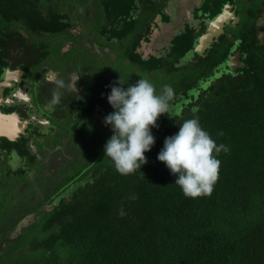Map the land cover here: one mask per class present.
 <instances>
[{
    "label": "trees",
    "instance_id": "1",
    "mask_svg": "<svg viewBox=\"0 0 264 264\" xmlns=\"http://www.w3.org/2000/svg\"><path fill=\"white\" fill-rule=\"evenodd\" d=\"M238 1L235 26L192 60L181 62L197 32L177 38L170 51L173 62L130 61L164 77L154 88L166 97L169 109L180 103L175 113H161L157 127H151L155 143L144 153L147 162L132 173H119L104 156L112 132L109 128L106 134L102 122L98 131L82 138H88L92 152L71 175L70 191L58 192L60 197L29 225H21L15 237L0 239V264H264V0L240 9ZM49 4L0 0V34L8 33L0 35V57L13 46L10 34L15 37L23 25L43 33L42 47L23 58L41 57L49 38L45 32L64 31L63 23L51 19ZM36 43L33 36L24 39L29 51ZM190 118L228 147L218 156L212 192L197 197L185 196L175 175L156 159L164 138Z\"/></svg>",
    "mask_w": 264,
    "mask_h": 264
},
{
    "label": "flooded vegetation",
    "instance_id": "2",
    "mask_svg": "<svg viewBox=\"0 0 264 264\" xmlns=\"http://www.w3.org/2000/svg\"><path fill=\"white\" fill-rule=\"evenodd\" d=\"M219 1L54 0L48 6L49 15H53L51 19L54 21L63 23L64 31L56 35L45 32L44 37L49 35L61 57L51 55L43 46L44 53L40 51L41 57L36 61L23 57L42 47L39 42L42 32L38 34L27 25L17 27L16 36L13 34L9 41L14 42L13 46L0 57V115L4 119L7 117L5 123H1V130L9 134L0 132V186L13 185L20 190V186H25L26 178H41L47 168L55 171L53 166L57 162L63 166L61 180L55 178L47 196L35 198V203H40L25 214L22 211L19 222L28 220L26 225H29L33 218L28 216L49 207L70 189L67 190L72 175L68 164L70 133H80L85 128L86 135L90 136L101 126L105 115L112 111L107 102L109 86L116 83L112 80V72L104 74L105 82L94 75L95 69L86 62L94 63L95 59H102L111 63L124 56L130 64L132 59L137 58L145 61L164 58L161 53H170L179 36L186 33L196 36L197 32V38L193 39L194 47L182 57L181 62L192 60L193 55L199 53L198 39L206 32L211 18L226 8V21L219 29H213L218 35L214 33L202 51L227 35L230 26L239 19L235 0H222L221 6ZM182 3L189 6L185 14L178 13ZM217 7L220 9L215 11ZM127 21L134 24L133 27L128 28L130 24ZM31 36L36 38L37 43L29 51L24 46V39ZM63 54L73 55L72 63L71 57L65 58ZM135 60L131 64L142 72L143 67ZM96 65L101 67L99 63ZM144 72L151 74L156 70L149 68ZM64 127L65 134L56 140L60 128ZM37 184L35 182V187ZM58 192H61L59 196Z\"/></svg>",
    "mask_w": 264,
    "mask_h": 264
},
{
    "label": "clouds",
    "instance_id": "3",
    "mask_svg": "<svg viewBox=\"0 0 264 264\" xmlns=\"http://www.w3.org/2000/svg\"><path fill=\"white\" fill-rule=\"evenodd\" d=\"M123 84L119 79L109 86L107 102L112 111L103 122L112 134L103 149L104 156L110 158L119 173L129 174L147 162L144 153L155 143L151 127H157L161 113H168V104L166 97L157 95L154 85L146 79L140 78L126 88ZM166 91L167 97H171L172 89L168 87ZM221 150L227 152L228 147L217 144L197 118H190L164 138L156 159L175 175L174 183L185 196L197 197L212 192L218 178Z\"/></svg>",
    "mask_w": 264,
    "mask_h": 264
},
{
    "label": "rangeland",
    "instance_id": "4",
    "mask_svg": "<svg viewBox=\"0 0 264 264\" xmlns=\"http://www.w3.org/2000/svg\"><path fill=\"white\" fill-rule=\"evenodd\" d=\"M99 1L100 0H98V2ZM47 2L53 3L54 0H46V3ZM257 2L258 0H252V2L250 1L247 3L246 2L243 3L241 0V2L238 1V8L240 9L241 7H245L248 5H255ZM185 3L181 4V7L179 8L180 12H178L179 14L180 13L185 14L189 11V6ZM38 8L40 9L41 12L44 10L42 9L41 5H38ZM233 26H235V24H233ZM4 33L6 32L4 31ZM4 33L0 35H3ZM6 34L8 35V33ZM10 36H13V34H10ZM8 41H10V38ZM44 46L47 47V51H50L51 55L57 54L56 47L54 46V42L50 38L46 39ZM202 49L203 48H201V42L198 39V49H197V51L199 52L198 55L202 54ZM161 54L165 57L164 58L160 57V58L164 59V62L166 63L173 62L176 59L174 56L175 54L172 52L165 54V55L163 53ZM63 56H66L65 58L71 57L70 60L72 63V60H73L72 58L74 57L73 55L63 54ZM57 57H61V55L57 54ZM95 60L96 61L94 63L86 62V64L89 67L94 68L95 69L94 75L95 76L98 75V77H100L105 82H106V77L104 76V74L106 72H112L111 74L114 77V79L112 80L117 82L120 79L121 82H124L122 86L125 88L129 84L135 83L140 78L148 80L154 85V87H156L157 84L159 85L161 84V82H159V79H160V76L162 77V75L156 72L151 73V74H144L145 73L144 71L141 72V70L137 69L136 66L127 63L125 61L124 56L123 58L120 57L119 60L113 61L111 63H106L104 61L105 64H103L101 67H97L96 63L103 62V60H100V59H95ZM235 62H236V57L232 58V63L235 64ZM161 79H164V77H162ZM179 107H180V103H177V105L173 107V109L172 107L171 109L168 108V111L170 110V112L166 114L175 113V111H177ZM90 121L95 122L96 119H91ZM95 126L96 124H94V128ZM104 128L105 130H107L104 132L108 134V130L110 127L105 125ZM84 129L82 130V132L80 133L78 132L79 134L70 133L69 135L71 143H70V150H69L70 160H68V164H69V168L72 170V174L77 169V166L80 165L79 163L81 162V160H83L82 157H84L86 153L91 154L92 152L91 150H89L90 147H89L88 138H85L84 140H82V138L86 135ZM65 131H66L65 127L64 129L60 128V134H58V136L56 137V140L60 138V135H64ZM53 167L55 171H51L49 168H47L46 173L41 178H38V179L26 178L25 183H24L25 186L24 187L20 186V190H17L13 185L11 187L8 186L4 188L0 186V239L3 236H6V238L15 237L18 234L19 225L13 231L9 232V229H11L12 224L15 221V217H17V215L22 211H24L23 214H25L28 212V210H33L35 207H37L38 203L37 202L35 203L34 199L37 197L41 198L43 196H47L48 192H50L51 188L53 187V182L55 181V178L57 179V181L61 180L60 178H61V175H63L62 174L63 166L59 162H57ZM35 182L38 183L36 187H35ZM69 191L70 189L67 191V193ZM28 217H31L34 219L33 215H30ZM26 221L28 220L22 221L23 222L22 224H24L23 226H26L25 225Z\"/></svg>",
    "mask_w": 264,
    "mask_h": 264
},
{
    "label": "water",
    "instance_id": "5",
    "mask_svg": "<svg viewBox=\"0 0 264 264\" xmlns=\"http://www.w3.org/2000/svg\"><path fill=\"white\" fill-rule=\"evenodd\" d=\"M226 16H228V13L226 11V8H223L218 14H216L213 18H211L207 22L206 32L203 33L202 36H200V38H199L200 42H201V48H204V46L207 45L206 41L208 39H210V37L213 36L214 33L215 34L217 33V31L214 32L213 29L215 27L219 29L220 27L223 26L224 20L226 21ZM219 32H222V30H220ZM217 35H218V33H217ZM6 120H7V117H5V119H4L3 115H0V132H4V134H6V132L1 130V123H5ZM6 124H7V122H6ZM6 135L9 136V134H6ZM22 221L19 222V224H18L19 226L18 227H21V225H24V224H22Z\"/></svg>",
    "mask_w": 264,
    "mask_h": 264
}]
</instances>
